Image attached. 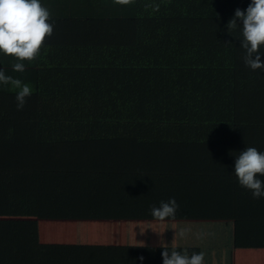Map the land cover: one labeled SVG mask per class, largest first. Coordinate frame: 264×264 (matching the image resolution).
<instances>
[{
  "label": "trees",
  "instance_id": "1",
  "mask_svg": "<svg viewBox=\"0 0 264 264\" xmlns=\"http://www.w3.org/2000/svg\"><path fill=\"white\" fill-rule=\"evenodd\" d=\"M249 2L78 0V11L53 17L23 71L5 58L0 91L28 87L25 120L41 144H228L234 159L264 151V70L245 66L239 25L226 27ZM234 225L236 248H264V198L235 176Z\"/></svg>",
  "mask_w": 264,
  "mask_h": 264
},
{
  "label": "crops",
  "instance_id": "2",
  "mask_svg": "<svg viewBox=\"0 0 264 264\" xmlns=\"http://www.w3.org/2000/svg\"><path fill=\"white\" fill-rule=\"evenodd\" d=\"M41 4L52 26L79 10L78 0ZM16 96L0 91V264H162L165 249L201 252L203 264H264V248L234 245L231 145L41 144L25 120L29 97L18 109ZM169 198L175 214L154 218L150 208Z\"/></svg>",
  "mask_w": 264,
  "mask_h": 264
},
{
  "label": "clouds",
  "instance_id": "3",
  "mask_svg": "<svg viewBox=\"0 0 264 264\" xmlns=\"http://www.w3.org/2000/svg\"><path fill=\"white\" fill-rule=\"evenodd\" d=\"M50 14L41 0H0V54L13 56L17 61L14 70L23 71L22 61L32 60L40 51L46 36L51 35L53 26ZM239 25L240 47L244 50L243 62L255 71L264 70V0H250L244 10L235 9L227 23V30ZM29 94L25 85L17 93V108L24 104ZM232 174L242 188L250 191L254 199L264 198V151L255 147H245L235 156ZM178 205L174 198L160 201L150 208L151 215L157 219L171 217ZM162 264H203V254L192 252L184 255L180 251L164 250ZM143 258L141 257V260Z\"/></svg>",
  "mask_w": 264,
  "mask_h": 264
}]
</instances>
